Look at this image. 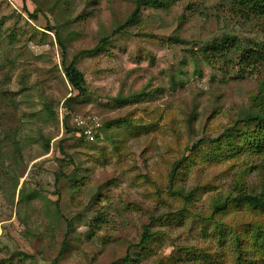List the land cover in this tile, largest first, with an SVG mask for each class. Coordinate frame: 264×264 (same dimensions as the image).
<instances>
[{
    "label": "rangeland",
    "instance_id": "obj_1",
    "mask_svg": "<svg viewBox=\"0 0 264 264\" xmlns=\"http://www.w3.org/2000/svg\"><path fill=\"white\" fill-rule=\"evenodd\" d=\"M223 3L144 8L117 34L132 0H0V264H235L214 222L239 230L262 218L241 211L210 221L211 203L241 171L247 190L259 191L260 160L214 164L191 149L258 102L264 65L238 72L239 52L216 51L225 41L264 49V19L246 21ZM60 44L66 65L99 47L76 63L84 97L64 77ZM88 113L103 125L93 145L72 127V115ZM23 188L38 196L21 202ZM146 228L152 237L139 246Z\"/></svg>",
    "mask_w": 264,
    "mask_h": 264
},
{
    "label": "trees",
    "instance_id": "obj_2",
    "mask_svg": "<svg viewBox=\"0 0 264 264\" xmlns=\"http://www.w3.org/2000/svg\"><path fill=\"white\" fill-rule=\"evenodd\" d=\"M177 1L180 0H132L133 11L128 16L127 20L120 26V28L115 31V33L121 34L124 30L133 26L138 21L142 9H167ZM222 2H224L223 4H228L235 15H238V17L246 21H257L258 19H264V0H222ZM109 41L110 40L107 38L106 40L101 41L100 44L102 43L105 45ZM60 50L63 74L66 81L71 86L73 91L77 92L78 97H84L87 94L86 81L83 74L76 68V63L82 56L93 55L99 50V47H96L93 50L79 52L72 59L69 65H66V51L61 44ZM263 50L264 49L260 45H258L256 49H246L242 47L241 43H237L236 41H225L220 45L219 51L216 52L220 53V56H223V59H228L233 55H236L237 57V53L239 52V58L237 61L238 65H240V69L238 72L243 71L249 73L255 72L259 69V67L264 65ZM203 52L205 53L206 51L204 50ZM259 94L260 98L258 102H255V107L248 109L245 115L239 117L235 121L233 127L228 128L215 139H203L199 141L192 147L191 153H197L200 155V158L203 161L209 160L214 164L237 160L238 158L242 157V161L258 159L260 160L259 166H261V170L264 171V81L259 88ZM50 115L53 116V113H50ZM67 121L68 116L65 115L63 117V126L68 129V131H70ZM102 127L103 125L101 124V129ZM96 142L91 143V145L95 144ZM14 146L16 147V144H14ZM48 151L49 145L46 144L45 152L47 153ZM64 160L65 161L63 162H66L68 159ZM180 162H183V159L174 163L171 173L172 178L177 174V168L181 164ZM189 162L190 164H194L196 161L189 160L187 164ZM61 175H63V173H56V184L59 182ZM238 177L239 179L237 178L235 180V185L231 191L227 192L225 195H217L212 201L210 221L213 220V217H222L230 214L231 212L241 211H251L252 213H257L259 216H261L262 220L260 222L258 221L251 224L241 225V227H238L240 228L239 230L223 223H220L219 225L214 222V224L216 226L215 228L217 229V236H219L220 240L223 238V236H229L233 249V255L235 257V264H249L247 261H251L249 257H252L251 255L254 253L258 260H261V263L264 264V184L257 192L251 190L248 191L246 184L244 183V179H246L245 171H241ZM26 192L27 191L24 190V188L19 192L20 201L23 203L28 202L29 200L38 196L37 194L25 195ZM193 197V194H189L188 196L182 197V199L185 203H187L192 200ZM67 223L68 228L71 229L72 224L70 222ZM151 237V233L146 228L139 246H143L144 244L148 243ZM67 247L68 242H63L59 252V258L66 253ZM18 256L20 260L34 259L32 256L21 253ZM206 259L207 256L204 257V260ZM129 260V255H127L121 261L123 263H127Z\"/></svg>",
    "mask_w": 264,
    "mask_h": 264
},
{
    "label": "built area",
    "instance_id": "obj_3",
    "mask_svg": "<svg viewBox=\"0 0 264 264\" xmlns=\"http://www.w3.org/2000/svg\"><path fill=\"white\" fill-rule=\"evenodd\" d=\"M61 113L68 114L66 110H62ZM72 123L77 140L91 144L99 138L101 124L96 115H72Z\"/></svg>",
    "mask_w": 264,
    "mask_h": 264
},
{
    "label": "crops",
    "instance_id": "obj_4",
    "mask_svg": "<svg viewBox=\"0 0 264 264\" xmlns=\"http://www.w3.org/2000/svg\"><path fill=\"white\" fill-rule=\"evenodd\" d=\"M85 115H91V113L85 114ZM100 132H101V128H100Z\"/></svg>",
    "mask_w": 264,
    "mask_h": 264
}]
</instances>
